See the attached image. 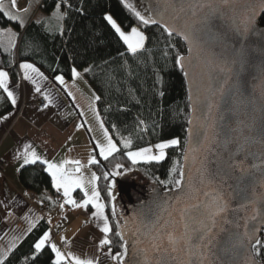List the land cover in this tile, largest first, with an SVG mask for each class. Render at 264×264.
<instances>
[{
	"label": "trees",
	"instance_id": "obj_1",
	"mask_svg": "<svg viewBox=\"0 0 264 264\" xmlns=\"http://www.w3.org/2000/svg\"><path fill=\"white\" fill-rule=\"evenodd\" d=\"M58 4L63 17L62 31L49 33L40 23L31 21L16 47L18 62H30L50 80L56 76L70 80L75 68L100 97L96 102L98 114L120 151L108 160L98 157V163L90 166L99 177L97 189L111 229L108 248L117 254L123 251L124 241L116 233L120 232L121 217L128 212L130 204L143 201L154 188L163 193L178 189L174 183L165 186L161 182L179 178L178 172H170L174 162L182 168L191 109L184 73L174 60L177 52L186 55L187 48L175 35L169 37L162 26L141 23L121 0H42L38 9L49 14L57 11ZM106 15H111L124 32L133 27L141 31L146 37L143 49L130 53L104 19ZM257 24L264 28V13ZM9 26L19 28L18 23L0 12V27ZM0 70L8 72L13 83L19 81L12 53L0 52ZM11 109L8 96L0 88V118ZM173 138L180 140V146L166 149V158L159 163L133 165L123 154L127 151L123 139H130L131 150H138ZM116 164L123 165V170L140 171L145 180H118L112 199L107 187L116 178L106 181L103 176L115 170ZM17 176L22 189L38 199L41 210L54 208L51 176L42 164L24 165ZM75 194L81 196L79 192ZM47 230L46 221L40 219L2 259L3 264H54V253L49 246L39 253L34 247ZM259 238L264 241V228ZM261 252L264 258V249Z\"/></svg>",
	"mask_w": 264,
	"mask_h": 264
},
{
	"label": "water",
	"instance_id": "obj_2",
	"mask_svg": "<svg viewBox=\"0 0 264 264\" xmlns=\"http://www.w3.org/2000/svg\"><path fill=\"white\" fill-rule=\"evenodd\" d=\"M140 2L147 7L149 16L158 19L149 9L159 0ZM210 2L220 11L209 14L205 9L197 17L189 18L181 14L180 20L169 21L177 25L185 21L189 24L199 21L194 29L193 62L188 69L189 75L184 74L191 123L188 122L187 142L182 155V169L186 173L182 186L168 193L154 188L143 201L131 203L128 212L121 217L119 230L126 238L130 251L136 239L132 233L136 232L141 241L138 247L147 248L151 257L153 237L159 240L168 232H174L179 237L184 232V223L190 226L195 223L191 217L204 219L194 206L201 204L202 207V202L207 199L203 193L219 187L218 178L223 175L231 155L234 161L242 162L248 169V179L242 185L235 180L230 181L234 189L242 188L243 194L231 201L235 209L229 214L231 223L224 225L227 233L218 237L220 243L215 250L222 264H245L244 248L240 246L241 243L248 246L244 236L245 221L248 222L249 232L254 225L260 229L256 232L257 237L264 228V221L259 217L256 221L248 219L251 206L247 210L243 207L255 198L252 189L257 194L264 193V188L260 187V180L264 178V156L258 145H251L247 157L243 154L237 157L236 145H225L224 141L233 137L242 140L241 130L246 136L258 137L264 129V39L260 36L264 28L258 25L256 34H240L241 18L246 11L244 6L251 5L254 0H235L230 7L221 5L220 0ZM255 2L258 4V0ZM262 14L257 12V22ZM174 35L184 42L187 48L184 56L188 57V41L182 35ZM221 88L223 95L220 94ZM190 130L193 133L191 141ZM189 141L195 151L189 154L186 161L184 154L188 151ZM185 209L188 211L185 212ZM221 247L229 251L220 253ZM168 264H172L170 259Z\"/></svg>",
	"mask_w": 264,
	"mask_h": 264
},
{
	"label": "snow or ice",
	"instance_id": "obj_3",
	"mask_svg": "<svg viewBox=\"0 0 264 264\" xmlns=\"http://www.w3.org/2000/svg\"><path fill=\"white\" fill-rule=\"evenodd\" d=\"M235 0H220V4L224 7H230ZM12 7L15 8L16 0H11ZM125 7L129 8L135 13L136 18L143 23L144 25L149 24H160L163 27L164 32L167 33L169 37H172L174 34L182 35L183 38L189 43V56L185 57L179 52H177L174 64L180 68L182 72L187 76L189 75V67L193 62V46L195 45L194 40V29L195 24L199 21H193L192 24H189L185 21L183 24L177 25L176 23H169V21H178L181 19V14H185L189 16V18L197 17L198 13L203 12L205 9H208V13H216L220 11L218 6L213 5L210 0H159V2L149 11L154 13L153 16H145L142 15L141 12L136 11L131 4H128L125 0ZM245 14L241 18V25L239 27L240 34L242 36L247 35L248 33L256 34L258 29L257 24V12L264 13V0H258V4L254 2L251 5L246 4L245 6ZM56 14L59 15L60 5H56ZM0 12H3V8L0 7ZM4 16L10 20L15 21L17 17L10 15L7 12H4ZM104 19L107 21L109 25H111L112 29L115 30V33L118 34L120 40L123 41L125 45H127V49L130 53L136 54L139 50H142L144 47V43L146 40L145 35L139 31L136 27L131 28L130 33L126 34L121 30V27L117 24V22L113 19L111 15H106ZM20 27L24 26V22L19 21ZM262 39H264V33H260ZM20 68L24 70L23 78L25 80H31V73H36L37 76L43 78L42 74L38 72V70L33 67L32 64L24 63L20 65ZM223 70V69H221ZM85 71H88L87 69ZM73 77H77L79 73L75 68L72 69ZM8 78L9 74L6 71L0 70V88H2L5 92H7L8 98L11 100L12 104H16V98L13 95V92L8 90ZM56 80L63 84L64 80L62 76H57ZM35 83V81H33ZM36 91L39 92V86L36 87ZM220 94L223 95V88L220 90ZM163 95V93H161ZM45 99H49L47 95H45ZM96 100H99L100 97L96 96ZM47 107V105H45ZM95 111V109H93ZM97 122L100 125L101 130L103 131L104 143H97L96 147L99 148V154L104 160H108L109 157L113 156L114 153L120 151L112 139L109 136L108 131L104 128L103 122L100 121L99 115H96ZM191 123V121H189ZM91 131V129H89ZM249 131H252L249 129ZM193 133L191 130L189 131V138L191 141ZM242 140L237 137H233L231 139H226L224 141L225 145L235 144V155L237 157L243 154L244 157L251 152V145H258L259 150L262 156H264V129L261 130L259 136H246L243 134V130H241ZM189 141L188 151L184 154V159L187 161L189 159V154L195 149L192 148L191 142ZM123 148L127 151L123 153L127 156V158L131 161L133 165H136L140 162L151 163L156 162L159 163L166 158V149L170 147H179L180 140L173 138L166 142L157 143L154 146L142 147L138 150L132 149V141L130 139H123L122 141ZM199 143V141H197ZM153 148L157 151L153 152ZM31 149V151H30ZM252 155H256V153H251ZM229 162H227V167L223 170V175L218 178V188H214L211 192H204L203 195L207 198L201 204H197L194 207L201 212V215L204 219L196 220V217H191L192 220L195 221L193 225H189L188 223H184V232L178 237L174 232H168L165 234V237L157 240L153 237L151 242V257L149 256L147 248H140L138 245L141 243L139 237L136 235V232H133L132 235L136 237L134 240L133 246L129 248L126 238L120 233L117 232L116 235L121 237V240L124 243L121 245L123 251L115 254L113 259L117 261V264H168V260L172 261V264H217V261H221L220 255H218L216 246L220 243L218 237L227 233V229L224 225L231 223L229 219V214L235 209L231 206V201L235 199L237 196L243 194V189L240 188L236 190L233 188V184L230 181L235 180L238 185H242L248 179L246 169L243 166L242 162H236L232 159L230 155L228 158ZM37 161H40L42 164L47 165V171L50 173L52 177L53 184L55 188L59 191L61 188L63 189V195L65 197V203L71 204L77 208H87L89 204H91L95 209V216L99 218H103L104 224L100 229L102 233H104V238L100 241V247L103 248L105 245H109L111 241L108 238V234L111 231L108 219L104 216V208L105 205L103 203H99L100 193L96 190V181L99 177L96 176L95 173H92L91 183H92V192L89 196L87 190H84V180L82 177H75L72 173L65 170L66 164L75 165V172H79L83 165L79 160H65L63 163L57 165L55 163H51L46 159H42L39 155H37L36 151L32 149V146L25 145L23 152V163L21 167L24 165L35 164ZM90 165H94L98 163V160L95 156L91 157L88 162ZM124 166L121 164H116L115 170L104 173V180L109 181L110 178H115L119 176H128V173L131 169L127 171H122ZM171 173H179V178L174 181H162L165 186L167 183H174L177 188L182 186L184 177L186 173L182 168L178 167V162H174L172 168L170 169ZM218 175V174H217ZM116 181H112L108 184L107 192L108 196L112 199H115L113 189L116 187ZM260 187L264 188V178L260 180ZM76 188H80L84 191V196L86 199L83 200L82 203L78 204L75 200L72 199V191ZM254 199H250L248 204L243 205V207L247 210L249 206H251V215L248 219L252 221H256L259 217L260 220L264 221V193L257 194L255 189H252ZM257 205H260L258 208ZM64 205H61L63 208ZM185 212L188 210L185 209ZM113 214H115V209L113 208ZM183 214L181 219L183 220ZM245 233L244 236L248 241V246H244L241 243V247L244 248V256H245V264H264V258H262L261 249H264V241H262L259 237L256 236V232L260 229L255 225L253 226L251 232L248 230V222L245 221ZM215 230V231H214ZM50 240L49 233H45L43 237L35 243V251L39 253L42 248L45 246V243ZM66 242V241H65ZM235 247V246H234ZM51 250L55 253V262L54 264H63V262L70 258L74 261V264H94L92 260H82L71 254L66 256L62 253L55 244H51ZM229 250L226 247H221L219 249L220 253L226 254ZM108 255H112L111 251L107 253ZM183 254V255H182ZM212 257L216 259L213 260ZM127 258V259H126ZM0 264H3V260H0ZM222 264V261H221Z\"/></svg>",
	"mask_w": 264,
	"mask_h": 264
},
{
	"label": "crops",
	"instance_id": "obj_4",
	"mask_svg": "<svg viewBox=\"0 0 264 264\" xmlns=\"http://www.w3.org/2000/svg\"><path fill=\"white\" fill-rule=\"evenodd\" d=\"M41 1L34 0L36 5L29 6L27 11H18L20 15H24L22 19L24 26L20 27L19 25L21 19L13 21L18 23L19 27L16 29L14 41L19 43L31 21L40 23L49 33L62 31L63 17L60 11L59 15L56 12L49 14L42 12L38 9ZM130 31L125 33L128 34ZM17 42H13L9 50L12 55ZM24 63L31 64L30 62L19 64L17 68L18 82L13 83L8 78V90L13 92L16 104L13 105L9 99L12 109L0 118V157L9 161V167L0 175V260L41 219L40 202L35 196L25 192L18 182L17 175L23 163L25 145L30 144L42 159L57 165L65 160H79L83 165L79 172H75L76 166L73 164H66L65 170L75 177L83 178L84 190L88 191L89 196L93 187L91 177L94 173L88 163L89 159L93 156L97 159L98 157L102 158L98 150H91L89 135L79 119L81 111H87L92 107L97 111V100L95 99L97 95L85 80L83 73L76 70L79 73L77 77L74 78L72 75L70 80L63 77L64 83L60 84L56 80L57 76L50 80L32 64L43 78L30 72L32 79L25 80L23 78L24 70L20 68V65ZM37 86L40 88L39 92L36 91ZM5 93L7 95V92ZM45 95L49 99L46 100ZM38 97L45 100L47 107L37 108ZM93 123L92 121L89 123V128L92 129L93 135L100 139V125L97 121L96 124ZM156 151L153 148V152L156 153ZM37 163L42 164L40 161ZM42 165L47 171V165ZM48 174L50 175L49 172ZM52 189L63 194V189L58 191L53 181ZM96 190L98 191L97 184ZM76 192L81 193V196L77 197ZM72 199L78 204L82 203L86 199L84 191L80 188L74 189ZM98 202L104 204L101 196ZM62 205H64L63 208L61 205L59 206L57 216L46 221L48 225L46 233H49L50 240L45 243V246L51 248V244H55L66 256L71 254L82 260H92L94 264H117V261L113 259L115 254L108 248V245L100 247V241L104 238V233L100 231L104 220L94 215L96 209L91 204L86 209L77 208L66 204L65 200ZM104 216L107 217L105 208ZM109 250L112 255L107 254ZM64 262L74 264L70 258Z\"/></svg>",
	"mask_w": 264,
	"mask_h": 264
},
{
	"label": "rangeland",
	"instance_id": "obj_5",
	"mask_svg": "<svg viewBox=\"0 0 264 264\" xmlns=\"http://www.w3.org/2000/svg\"><path fill=\"white\" fill-rule=\"evenodd\" d=\"M121 1L125 6V0H121ZM126 2L128 4H131L132 7L136 11L141 12L142 15L149 16V12L147 10V7L144 4H142L140 2V0H126ZM33 4L36 5V2H34V0H16L17 6L15 8H13L12 4H11V0H0V7L3 8V12H7L10 15H13V16L17 17V19H21V20L24 18V15L23 14L20 15L18 13V11L19 12L20 11H27L28 7L29 6L31 7ZM15 33H17V31H16V28L13 26H9L7 28H1L0 27V52H9L12 43L17 42V41H14L15 40L14 39ZM17 45H18V42L15 46H17ZM93 109L94 108L92 107V108H89L87 111L79 112V114H80L79 119L82 122V125L85 127L84 129H86V131L89 135L90 142H91V150L92 151H95V150L99 151V148L96 147L97 143H104L105 141H104V136H103L102 130H101V138L100 139H98L96 137V135H93L92 131H89V129H90L89 123L92 121V122H94L93 124H96V121H97L96 115H97L98 111H93ZM100 121L102 122L101 119H100ZM104 128H105V126H104ZM108 134L111 137L109 132H108ZM127 170H129V169H127ZM127 170H123V171H127ZM115 178L116 179H113V180L116 182L118 180L123 181V182H129V181L134 180V179L139 180V181L145 180L142 173L136 169H131V171L128 173L127 177L122 175V176L115 177ZM117 185H118V182L116 183V186ZM115 188L113 189V191L115 190Z\"/></svg>",
	"mask_w": 264,
	"mask_h": 264
},
{
	"label": "built area",
	"instance_id": "obj_6",
	"mask_svg": "<svg viewBox=\"0 0 264 264\" xmlns=\"http://www.w3.org/2000/svg\"><path fill=\"white\" fill-rule=\"evenodd\" d=\"M17 47V46H16ZM15 47V62L17 64V68L19 66V62H18V56H17V48ZM36 106L39 109L44 108L45 106V100L42 97H38L36 100ZM9 167V161L3 157H0V175L5 171V169H7ZM64 195L60 192H54L53 193V201L55 203V206L52 210L49 211H45V210H41L40 214H41V219H44L45 221H47L49 218H55L57 216L58 213V209L59 206L63 204L64 202ZM63 264H69L67 262H63Z\"/></svg>",
	"mask_w": 264,
	"mask_h": 264
}]
</instances>
